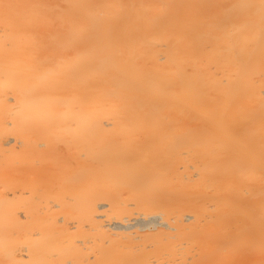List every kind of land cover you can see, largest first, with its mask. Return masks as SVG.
Wrapping results in <instances>:
<instances>
[{"label":"bare ground","instance_id":"obj_1","mask_svg":"<svg viewBox=\"0 0 264 264\" xmlns=\"http://www.w3.org/2000/svg\"><path fill=\"white\" fill-rule=\"evenodd\" d=\"M0 264H264V0H0Z\"/></svg>","mask_w":264,"mask_h":264}]
</instances>
